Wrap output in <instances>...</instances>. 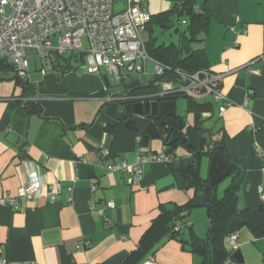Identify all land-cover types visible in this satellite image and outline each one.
I'll return each instance as SVG.
<instances>
[{"label":"crops","instance_id":"obj_1","mask_svg":"<svg viewBox=\"0 0 264 264\" xmlns=\"http://www.w3.org/2000/svg\"><path fill=\"white\" fill-rule=\"evenodd\" d=\"M196 8L209 14L199 46L219 77L218 90L234 101L222 115L217 101V121L208 126L221 128L214 138L222 139L238 169L239 206L254 209L264 203V156L258 154L264 153V0H195ZM15 75L0 73L6 78L0 79V197L16 196L30 171L42 186L33 200H21L16 208L0 206L3 264H200L202 257L188 243L183 247L167 237L151 243L138 259L127 260L158 206L182 204L194 191L184 190L180 173L161 161L143 164L134 182L130 172L109 171L103 162L132 163L137 151H159L162 141L150 139L147 147L135 143L121 151L105 128L117 122L105 112L101 97L107 94L25 96ZM238 77L242 86L236 84ZM196 98L213 103L209 96ZM31 101L40 111L27 112L24 106ZM111 144L119 154L100 158L99 148L108 150ZM175 152L187 154L182 147ZM51 185L57 186L52 193ZM196 214L186 219L192 228ZM237 233L243 261L252 245L257 264H264V237L255 238L245 225ZM224 240L233 250L228 236Z\"/></svg>","mask_w":264,"mask_h":264},{"label":"built area","instance_id":"obj_2","mask_svg":"<svg viewBox=\"0 0 264 264\" xmlns=\"http://www.w3.org/2000/svg\"><path fill=\"white\" fill-rule=\"evenodd\" d=\"M146 0H0V59L10 62L22 81L28 80L26 56L34 53L42 59L52 54L67 51L85 55V73L100 74L105 67L118 84L124 79H132L135 74L147 73V61L153 65V83L158 87L156 94H187L192 98L209 96L211 101H219V115L226 107L234 104L217 88L219 77L209 69L185 72L168 68L149 56L145 46L144 29L150 19L145 6ZM116 4L120 6L116 7ZM82 39L87 40V48H82ZM255 73L254 70H249ZM174 73L177 82L168 77ZM45 72L41 69V75ZM125 81V80H124ZM245 99L243 105L246 106ZM140 137H136L138 141ZM260 156H264L258 150ZM106 147L99 148V157H106ZM169 160L162 148L156 152L137 151L132 163L127 161L103 162L109 171H128L132 181H138L145 163ZM102 160L100 159V162ZM42 183L34 171H30L28 181L22 185L16 196L0 197V206L16 208L21 200H33L38 196ZM51 185L50 192L56 190ZM95 185H92L94 188ZM264 202V195L261 199ZM108 207L113 203L108 201ZM102 213V210H98ZM189 224V223H186ZM179 227L176 226V229ZM238 233L228 235L232 249H237ZM82 247V244H79ZM0 257V263L5 262ZM19 264H27L20 262Z\"/></svg>","mask_w":264,"mask_h":264},{"label":"trees","instance_id":"obj_3","mask_svg":"<svg viewBox=\"0 0 264 264\" xmlns=\"http://www.w3.org/2000/svg\"><path fill=\"white\" fill-rule=\"evenodd\" d=\"M176 13L183 15L181 22L185 24L184 29L180 30L178 33V42H171L167 45L156 44L153 38L145 37V46L149 56L166 66L168 71H175L176 69L185 72H192L197 69L210 70V63L204 49L200 46L196 48L192 46L193 43L199 42L200 44L204 39L203 35L208 32L209 22V14L206 11L195 9V0H174V6L172 8L157 14H150V19L145 26L144 33L150 30V24L153 20H157L162 26H165V23L172 21V17ZM70 52L73 53V51ZM64 54L55 53L50 56L53 57L51 71L55 70L61 74L76 71L71 64L70 58L65 57ZM78 55H80L79 58L84 57L83 53H79ZM0 69L3 72H15L14 66L4 59H0ZM168 77L171 78L174 83L178 81L174 73H168ZM22 88L25 96L35 95L38 92L37 85L30 83L28 80H26ZM157 90L158 87L154 85L151 79L146 82V85L134 89L132 93L149 94ZM96 94L103 96L107 93ZM173 96L175 95L170 94L168 98ZM189 98L186 108L187 112H197L200 113V115L203 113L211 114L212 106L208 104V102L201 103L197 102L192 97ZM228 99L231 100L229 97ZM231 101L234 102L233 100ZM24 108L27 109L28 113L40 111V107H37L34 101H31V103L24 106ZM175 117H180V115L176 114ZM151 119L152 116L144 118L135 117L134 122L137 126L136 130L126 128L122 122L106 125L105 128L113 135L111 140L112 144L121 146V151L131 148L135 143L139 144L140 147H147L148 141L141 139V136L145 133L146 125ZM192 128L194 127L192 126ZM211 130H213V135H215L218 131H221V128L216 129L211 126ZM138 136L140 139L137 141L136 137ZM214 139L216 140V145L212 149L219 150L230 165V173L227 176L230 179L223 194L221 196L217 195L216 189L218 183L216 185H211L207 178H203L200 175L201 157L202 155H208L210 157V148H206L202 151L199 150L197 140H195L191 148L184 147L187 153L185 156L178 155L172 147L164 148L165 152L169 154V160L166 161L169 170L180 173L183 184L182 188L184 190L193 189L194 196L182 204H160L158 206L159 213L141 236L137 243V247L129 253L127 260L138 259L141 254L149 248L151 243H154L159 238L167 237L179 241L183 247L188 243L189 250L202 257V262L200 264H206L207 247L205 239H209L208 244L210 247L226 248L224 239L229 235L227 225L230 220L235 217L246 222L245 226H247L255 238L264 237V207L259 210L258 207L253 209L239 206V184L236 179L238 176V169L232 163L222 139L220 137ZM119 141H122V145ZM112 144L109 146L108 152L109 156L113 157L119 154L120 150L114 146L112 147ZM205 194L207 195V200L204 207L209 219V225L206 238L202 239L194 233L190 224H186V219L189 217L191 209L194 208L193 203ZM260 204L264 205V203ZM176 226L179 228L176 229ZM185 234H187L188 239L185 237ZM262 260L264 263V254Z\"/></svg>","mask_w":264,"mask_h":264},{"label":"water","instance_id":"obj_4","mask_svg":"<svg viewBox=\"0 0 264 264\" xmlns=\"http://www.w3.org/2000/svg\"><path fill=\"white\" fill-rule=\"evenodd\" d=\"M165 27L169 28L172 27L173 22L170 21L168 23L164 24ZM60 76L56 72H47L44 73L42 84L38 89V93L41 95L46 96H60V95H91L96 93H111L107 96L101 97V99L104 102V108L106 114L113 118L115 121H121L123 120V125L131 130H136L137 126L134 122V119L131 117H128L124 111H129L130 109L139 116L144 115L152 116L156 115L157 113H160L162 115L173 117L175 116V106H174V100L178 96L188 97L187 94H174L175 96L171 98H162L154 93H149L146 95H133L131 97H128L130 100L131 107L129 104L127 105H115V103H107V100L111 99L112 96H128V94H131L134 89H137L138 87H142L146 85L140 84L138 79L130 80L127 83H125L123 86H111L110 82L108 81L106 76H98V75H92L88 73H77L76 71H71L68 73H59ZM14 78L19 79L21 78L18 75H15ZM0 79H6V78H0ZM26 81H22V85H25ZM236 84L239 86H242L244 84L243 79L237 78ZM128 89V91L125 94H119V91L121 88ZM212 106L211 114L210 116L201 118L200 113H193L194 114V120L192 124L185 126L186 130H189L192 128V126L198 127L197 125H201V122H206V120H211L214 116V106L212 102H208ZM118 111V114L116 115L115 112ZM185 122L180 117H177V125L180 129L184 127ZM168 129L172 131V128L164 127L162 129L163 133H165ZM200 130L203 129V131L207 134V137L203 135L197 136L198 141V149L204 150L205 147L211 149V155H210V162H209V168H208V182L211 185H216L219 183L223 178L227 177L230 173V165L222 155V153L212 148L216 145V140L214 139L213 130H211V127H202L200 126ZM176 131V129H175ZM182 136L180 132L177 133V137L173 139L176 141L178 137ZM141 139L145 141H149L150 139H160V134L157 131L153 121H148L145 133L141 136ZM167 138H165L164 141H166ZM207 140V144H206ZM181 144H185V139L182 138L180 141ZM171 142H169V145ZM206 145V146H205ZM173 149H176L177 145L173 144L170 145ZM207 200V195L201 196L199 199H197L193 203V207H203L205 205V202ZM264 205L259 204L258 209H262ZM245 221L240 220L239 218L235 217L230 220V222L227 225V231L228 233L232 232H238L244 225ZM209 239H205V244L207 247V263L206 264H223V262L230 258L234 260L237 263H240L243 261V257L241 255V252L239 249H236L233 253L230 252L227 248H220L215 246H209L208 244Z\"/></svg>","mask_w":264,"mask_h":264},{"label":"rangeland","instance_id":"obj_5","mask_svg":"<svg viewBox=\"0 0 264 264\" xmlns=\"http://www.w3.org/2000/svg\"><path fill=\"white\" fill-rule=\"evenodd\" d=\"M120 6V4H116V7ZM145 6L149 12V14H157L161 11L168 10L174 6V0H146L145 1ZM183 18L182 14H175L172 17V22L173 26L172 27H165L162 26L157 20H153L151 22V28L149 31H146L144 33V36L146 38H153L155 40L156 44H169L171 42H178V33L180 30H183L185 27V24L181 22ZM201 36V35H200ZM198 43H193L192 46L194 48L198 47ZM82 48H87V40L82 39ZM79 53L76 52H70L67 51L64 55L65 57H69L71 64L74 66L76 72L79 73H85V64H86V59L85 55L83 58H79L80 55ZM27 62H28V81L34 85L41 84L43 76L41 75V69H44L47 72H51L52 70V58L53 57H46L42 59L39 55L31 53L26 56ZM55 71V70H54ZM3 71L0 69V73ZM153 72V65L150 61H147V73L146 74H135V78L139 79L140 83H146L153 79L152 76ZM100 74L101 75H106L108 81L112 84L114 83V78L111 74H109L106 70L105 67L100 69ZM125 81H128L129 79H124ZM190 97V96H189ZM189 97H183V96H178L174 100V106H175V111L177 115H180L183 121L186 123V125L192 124L194 120V114L191 112H187V104H188V99ZM197 102H202L204 98H196L195 99ZM214 107L216 106V102H213ZM217 121V116L216 114L213 116V119L211 120H206V126L209 124H214ZM210 122V123H209ZM138 145V144H137ZM209 162H210V157L208 155H202L201 160H200V175L203 178L208 177V168H209ZM229 177L223 178L218 184H217V195L221 196L223 194L224 189L229 183ZM199 213L196 214L194 224H193V231L195 234H197L200 238L205 239L206 238V233H207V228L209 225V219L206 214V209L205 207H194L191 209L190 215L189 216H194V213ZM185 232V231H184ZM248 251L245 253L247 260L242 261L240 263L235 262L234 260L227 258L223 264H257V255L255 252L254 246L250 245L247 246ZM236 249H233L230 251L233 253ZM241 255L243 257V254L241 252ZM199 264V263H198Z\"/></svg>","mask_w":264,"mask_h":264},{"label":"flooded vegetation","instance_id":"obj_6","mask_svg":"<svg viewBox=\"0 0 264 264\" xmlns=\"http://www.w3.org/2000/svg\"><path fill=\"white\" fill-rule=\"evenodd\" d=\"M46 72V71H45ZM51 72H56V71H51ZM59 75L60 72H56ZM134 79H137L134 77H132V79H129L128 81L130 80H134ZM139 80V79H138ZM128 81H120L118 84H115V83H110V87L111 86H118V85H121L123 86L125 83H127ZM140 83V81H139ZM128 91V89H125V88H121V90L119 91V94H125L126 92ZM111 93L107 92V95H109ZM137 96V95H146L145 93H131V94H128V96L124 97V96H112L111 99L107 100V103H109L110 101L112 103H115V105L119 106V105H127L129 104L130 107H131V102L130 100L128 99V97H131V96ZM177 95V94H176ZM181 95V94H179ZM160 97H164V98H168V95H165V96H160ZM110 102V103H111ZM124 113L127 114L128 117H131V118H135V117H142L144 118L145 116L142 115V116H139V115H136L131 109L129 111H124ZM115 114L117 115L118 114V111L115 112ZM175 115H176V112H175ZM207 116H210L209 114L204 116V115H201L200 119L201 118H204V117H207ZM151 121H153L157 131L159 132L160 134V140L162 141L163 143V148H171L170 145H173V144H176L177 147L176 148H184V147H188V148H191L192 145L194 144L195 140H197V136L198 135H203L205 137H207V134L202 130H200V126L202 127H210V126H206L205 122H201V125H197L198 127L197 128H190L189 130H186L185 126H188L186 125V123L184 124V127L182 129H180L177 125V117L173 116L172 117H168V116H165V115H162L160 113H157L156 115H152V119ZM118 122H122L123 123V120L121 121H118ZM164 127H169V128H172L173 130L170 131V129H168L165 133H163L162 129ZM176 129V131H175ZM180 132L182 136L178 137V139L176 141H174L173 139H175V137H177V133ZM165 138H167L166 141ZM182 138L185 139V144H181L180 141L182 140ZM169 142H171V144L169 145ZM198 142V141H197ZM198 144V143H197ZM206 144H207V140H206ZM206 146V145H205ZM207 147H205L206 149Z\"/></svg>","mask_w":264,"mask_h":264},{"label":"clouds","instance_id":"obj_7","mask_svg":"<svg viewBox=\"0 0 264 264\" xmlns=\"http://www.w3.org/2000/svg\"><path fill=\"white\" fill-rule=\"evenodd\" d=\"M189 96V95H188Z\"/></svg>","mask_w":264,"mask_h":264}]
</instances>
